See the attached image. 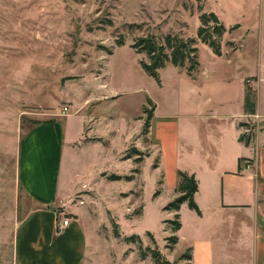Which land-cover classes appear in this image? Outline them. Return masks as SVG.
Here are the masks:
<instances>
[{"label":"rangeland","instance_id":"rangeland-1","mask_svg":"<svg viewBox=\"0 0 264 264\" xmlns=\"http://www.w3.org/2000/svg\"><path fill=\"white\" fill-rule=\"evenodd\" d=\"M202 11H213L226 27L220 56L197 38ZM147 34L158 41L166 34L194 37L199 66L189 73L168 62L158 83L139 63L148 61L146 55L131 47ZM243 86L255 101L257 94L264 112V0H0V242L13 237L34 207L20 183L24 136L61 117L64 105L73 104V111L87 99L85 113L93 114L92 129L107 146L94 144L89 159L95 180L81 184L61 207L67 216L73 215L67 208L81 201L87 207L83 264H155L153 248L175 260L182 249L168 247L172 224L164 221L174 220L175 212L163 210L173 199L166 184L174 160L154 136L157 121L175 116L184 133L200 101L215 115L206 127L216 128L220 115L243 107ZM152 104L154 117L145 126L143 110ZM245 124V138L264 133L262 118ZM131 147L140 154L126 159ZM184 161L182 153L175 164ZM131 234L140 236V248L125 241Z\"/></svg>","mask_w":264,"mask_h":264},{"label":"crops","instance_id":"crops-1","mask_svg":"<svg viewBox=\"0 0 264 264\" xmlns=\"http://www.w3.org/2000/svg\"><path fill=\"white\" fill-rule=\"evenodd\" d=\"M244 93L245 87L243 100ZM81 101L73 111L70 104L67 114L33 126L22 140L20 183L34 207L13 237L0 242V264L84 263L90 240L83 201L67 208L70 222L56 230L58 218L67 216L61 210L64 198L95 180L89 159L94 144L107 146L92 129L95 117L85 113L88 100ZM196 103L200 109L189 115L184 133L175 116L158 120L154 132L163 155L170 148L174 160L166 184L173 198L178 170L194 174L198 185L194 200L200 214L185 202L180 205L175 248L181 246L182 253L190 247L192 264H264V133L249 135L248 143L239 139L247 128L240 123L264 119L257 94L254 113L242 107L222 114L216 128L206 127L215 115ZM182 153L184 163L175 164Z\"/></svg>","mask_w":264,"mask_h":264},{"label":"trees","instance_id":"trees-1","mask_svg":"<svg viewBox=\"0 0 264 264\" xmlns=\"http://www.w3.org/2000/svg\"><path fill=\"white\" fill-rule=\"evenodd\" d=\"M200 25L197 28L196 35L197 38L204 44H206L211 51L220 56L221 55V46H220V37L226 31V27L219 20L218 16L213 12H205L202 11L199 14ZM196 39L194 37H188L186 39L180 37L179 35H171L166 34L162 41H158L154 35L147 34L145 36L136 37L131 47L134 49L136 53H143L148 58V61L144 59H140L139 63L144 71L151 77H153L158 83H160L159 79V69L163 68L166 63H171L177 67H186V70L190 73L193 70H196L199 66V62L197 60V47L195 45ZM119 45H122L123 42L120 40L118 42ZM188 63V65L186 64ZM150 102V100H149ZM244 110L248 113H254L255 111V99L254 96L251 95L249 91L245 93L244 96ZM155 108V105L152 104L150 109L144 108V112H146V121L145 126H148V122L152 117V112ZM240 126H246L244 122L239 124ZM247 127V126H246ZM249 138V137H248ZM245 134H241L239 136L240 140H245V143H248V139ZM136 154H140L139 150L134 147H131L126 150L125 158L129 159ZM154 168L158 166V160L154 163ZM137 172V169L134 170ZM178 181L175 187L176 196L166 203L163 206V210L174 211V220L170 221L171 226V235L166 238L169 242L168 247H173L177 241L178 237L176 235V231L180 228V215L179 209L182 203H187V206L190 209L195 210L198 214H200V210L194 200V194L197 191L198 185L197 180L194 174H189L185 171L178 170L177 171ZM109 178L111 180L121 179L122 176L119 174H110ZM126 179H132L131 176H125ZM162 183V181L160 182ZM160 193V189L154 192V195H158ZM147 235L154 242V238L152 234L147 231ZM136 241L138 243V247H141V239L137 234H131L125 238V241ZM150 254L154 260L155 264H192L191 263V248L188 247L182 252L175 260L170 261L167 258L163 257L157 248L150 249ZM144 253L142 254V257Z\"/></svg>","mask_w":264,"mask_h":264},{"label":"built area","instance_id":"built-area-1","mask_svg":"<svg viewBox=\"0 0 264 264\" xmlns=\"http://www.w3.org/2000/svg\"><path fill=\"white\" fill-rule=\"evenodd\" d=\"M69 112V107L68 105H64L61 110L60 114L65 115ZM249 166V164H246V168ZM70 222V218L68 216L62 215L58 218L57 220V225H56V230L61 231L63 230Z\"/></svg>","mask_w":264,"mask_h":264}]
</instances>
